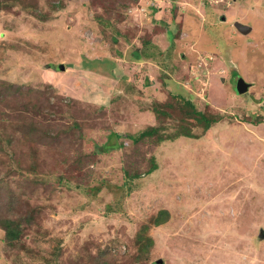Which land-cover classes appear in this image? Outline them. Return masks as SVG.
Returning <instances> with one entry per match:
<instances>
[{
    "label": "rangeland",
    "instance_id": "rangeland-1",
    "mask_svg": "<svg viewBox=\"0 0 264 264\" xmlns=\"http://www.w3.org/2000/svg\"><path fill=\"white\" fill-rule=\"evenodd\" d=\"M12 1L0 7V80L50 90L46 110H26L50 124L68 123L74 115L85 119L93 103H107L106 123L126 144L100 154L91 175L77 185L59 178L64 170L49 156L45 167L23 172L1 154L10 184L39 205L42 218L24 227L28 250L20 246L7 255L0 230V264H47L58 241L64 251L60 260L76 257L83 244L91 253L97 244L130 252L137 224L160 208L168 217L149 225L156 253L145 263L264 264V0H135L125 9L121 0L108 3L124 15L119 31L152 34L151 52L160 61L137 63L127 57L137 39L127 42L110 27L99 32L92 16L101 9L89 0ZM174 6L177 15H171ZM236 22L250 29L242 32ZM239 79L250 85L237 94L233 82ZM127 84L135 90L127 92ZM178 92L198 107L208 102L220 119L205 131L192 125V136H175L180 111L163 119L152 108L173 103ZM119 93L124 96L108 106L110 96ZM0 109V135L17 140V152L21 121ZM74 111L79 114L69 117ZM259 116L262 121L254 123ZM94 120L97 124V114ZM147 124L166 139L133 144L124 137L136 136ZM91 134L105 136L101 129ZM151 155L157 168L130 184L123 166L145 169ZM31 179L39 182L35 189Z\"/></svg>",
    "mask_w": 264,
    "mask_h": 264
},
{
    "label": "trees",
    "instance_id": "trees-1",
    "mask_svg": "<svg viewBox=\"0 0 264 264\" xmlns=\"http://www.w3.org/2000/svg\"><path fill=\"white\" fill-rule=\"evenodd\" d=\"M18 1L22 3L25 0ZM59 1L57 4H52L53 9L61 5ZM114 1L115 0H89L91 6L99 5L101 9L100 12L92 16V21L98 26L99 32L103 33V28L110 27L112 31L116 30L122 33L127 42L136 38L137 44L131 51V54L127 56L128 59L136 62L141 61L143 58L150 60L154 57V60L159 62L161 59L159 54L155 52V56L154 52H151V33H147L146 38L144 36L139 37L135 34V29L129 28L131 32L130 35L117 29L116 25L121 22L120 20L124 18V15L122 13H116L115 10H110L108 3L113 4ZM132 1L135 0H121L119 7L125 9ZM12 4V0H0V7H6ZM176 11H178L177 6H174V11H171V15L176 14ZM111 53L115 56L122 55L119 50L111 51ZM121 78L125 82L129 77L123 76ZM233 83L235 87L237 81ZM26 88L27 89H22L17 85L0 80V106L4 108V111H6L7 108L8 111L12 112V116H14L13 113H15L16 116H14V120L21 121V127L16 130L20 131L22 137L19 141V151L16 152L15 145L17 140H12L4 134L0 135V155H5L6 158L10 160V163L13 164V166L15 165L18 170H22L23 172L26 169H30L32 172L37 171L40 167H45L43 164L47 162V157L49 156L54 163H57L62 167V170H64L59 178L64 177L63 179L66 182L77 185L81 182L84 183V180L86 181L87 177L91 175L92 168L98 163L100 154L125 146L126 143L124 141L117 139V134L112 129V125L109 124V122L106 123L105 107H107V103H93L92 109L89 110L85 119L78 115L71 117L73 114H79L78 111H74L69 114L67 113L68 116L71 117L69 120L70 122L63 123L59 121V123L50 124L46 120L33 118L26 112L29 108L38 111L45 109L43 106L46 104L47 100L49 101L48 96L50 90H45L44 88L36 89L29 86ZM11 89L12 91L16 90V92H12L13 95H8ZM125 90L127 92L134 91V84H127ZM175 95L173 103L176 104L160 103L159 107L152 108L157 117L159 116L163 119L170 116L172 117L174 110L177 112L180 111L179 115L182 121L179 128H176L177 130L174 132L175 136H192V125H200L205 131L217 122L222 115L216 110H212L208 102H205L202 107H198L195 102H193L192 97L186 98L181 92ZM123 96L122 93L111 95L109 99L111 103L108 106L117 104L119 99ZM12 98H14L13 103L8 105V102ZM115 107H117V105ZM49 113H54V111L52 110V112ZM61 113H63V109ZM99 113L102 114V116H98ZM95 114H97V124H95L94 120ZM116 114L120 115L118 108ZM0 117H3L1 115V109ZM249 118L251 117H247V119ZM84 120L87 121L84 122ZM261 121L262 117L259 116L253 122L257 123ZM98 129H101V132L105 134L104 137L100 134L96 137L91 134L92 131ZM161 131L162 130H159L156 125L147 124L136 136L124 134V137L130 139L133 144L154 143L155 141L161 142L166 139ZM155 135L156 140L154 139L151 141ZM18 155H21V158L17 159ZM148 161L149 166L142 170L131 171L129 165L123 166L124 178L131 184L134 178L151 173L157 168L154 155L149 156ZM1 168L0 164V230L3 232L4 241V246L1 247V249H5L6 254L9 255L13 251L18 250L20 246L28 250L27 246H25L26 232L24 231V227L38 225L41 221L42 213L39 205L33 206L29 203V199L26 198L24 190H15L12 187L9 182V177H7ZM33 177L34 176L31 178L33 179ZM32 179L31 181H33ZM37 182L38 181L31 182L30 189H35L39 185V182ZM168 213V210L160 208L156 212L149 214V216L146 217L148 219L146 222H139L137 224L134 235L131 238L132 250L130 252H120L118 246H112L111 244H108L104 248H101L100 244H97L96 251L91 253L88 251V244H83L78 246L76 257H69L66 255L64 259L60 260V258L63 257L64 251L58 241L51 257L47 260V264H78L82 262L83 264H113V262H115V264H148L144 262L145 259L152 257V254L156 253L155 239L149 231V225H160L166 221ZM90 243H95V241L90 240ZM83 256L85 257L84 261ZM161 261V259H158L155 263L163 264Z\"/></svg>",
    "mask_w": 264,
    "mask_h": 264
},
{
    "label": "water",
    "instance_id": "water-1",
    "mask_svg": "<svg viewBox=\"0 0 264 264\" xmlns=\"http://www.w3.org/2000/svg\"><path fill=\"white\" fill-rule=\"evenodd\" d=\"M235 26H236V28H238L242 32H247L250 29L249 26L243 25L239 22H236ZM58 66H59L58 68L60 70L64 69L63 63L60 62V64ZM248 86H249L248 82L244 81L243 79H239L238 82L235 84L234 89H235V92L237 94H240V93L245 92L247 90Z\"/></svg>",
    "mask_w": 264,
    "mask_h": 264
},
{
    "label": "bare ground",
    "instance_id": "bare-ground-1",
    "mask_svg": "<svg viewBox=\"0 0 264 264\" xmlns=\"http://www.w3.org/2000/svg\"><path fill=\"white\" fill-rule=\"evenodd\" d=\"M183 1H184V0H183ZM233 49H234V48H233ZM233 49H232V50H233ZM237 50H238V49H237ZM240 50H241V49H240ZM248 73H249V72H248ZM249 74H250V73H249ZM260 83H261V82H260ZM224 130H225V129H224ZM229 131H230V130H229Z\"/></svg>",
    "mask_w": 264,
    "mask_h": 264
},
{
    "label": "crops",
    "instance_id": "crops-1",
    "mask_svg": "<svg viewBox=\"0 0 264 264\" xmlns=\"http://www.w3.org/2000/svg\"><path fill=\"white\" fill-rule=\"evenodd\" d=\"M194 31V30H193Z\"/></svg>",
    "mask_w": 264,
    "mask_h": 264
}]
</instances>
